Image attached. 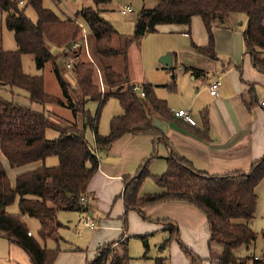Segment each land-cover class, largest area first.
Segmentation results:
<instances>
[{
    "label": "trees",
    "instance_id": "obj_1",
    "mask_svg": "<svg viewBox=\"0 0 264 264\" xmlns=\"http://www.w3.org/2000/svg\"><path fill=\"white\" fill-rule=\"evenodd\" d=\"M92 1L94 7H83L62 18L45 8L42 0H0L5 25L13 32L17 46L13 51L0 49V86L11 92L14 88L23 90L31 103L43 107L67 106L73 113V123L58 127V136L49 139L45 131L53 124L44 111H34L16 104L12 98L0 96V151L8 165L17 168L40 162L37 168L16 175L12 184L0 161V237L21 247L32 264H54L61 252L59 242L63 239L59 230L65 226L57 218L59 211L89 213L95 210V198L88 192V186L98 169V153L107 151L116 140L126 134L148 135L154 140L159 136L165 138V133L153 125L155 118L189 131L204 141L211 140L207 109L199 112V124L190 125L174 115L167 101L156 96L154 85L142 84L144 97H140L133 91L126 71L119 73L105 63L107 59L124 56L127 48L112 45L116 31L100 15V6L112 0ZM20 5L23 7L20 8ZM26 7L35 12V22L25 16ZM237 13L246 18L242 32L245 54L253 67L264 74V0H157L152 10L141 11L133 38L125 37L124 40L128 46L156 32L160 25L187 26V34H190L192 19L199 17L207 43L197 45L191 41L190 46L197 54L217 60L212 30L230 28V16ZM83 28L94 41L91 49L101 65L99 82L105 84L103 92L98 81H94L96 71L94 73L93 64L80 59L84 47ZM73 43L79 46L74 48ZM22 55L33 58L38 69L47 64L51 66L59 95L46 91L43 76L23 72ZM70 59L73 61L67 68ZM173 69V65L166 68L171 73L166 85L170 91L176 90ZM192 70L195 77L202 73ZM64 72L73 74V84L65 79ZM110 98L118 101L122 112L111 117L108 133L102 135L98 132L99 111ZM88 101L98 103L95 115L85 108ZM251 104L256 105V101L252 100ZM77 115L80 125L76 121ZM86 130L91 131L93 139L86 137ZM52 156L58 159V164L46 166L44 161ZM155 156L152 152L133 175L122 176L123 190L116 199H121L125 206L123 233L116 240L97 246L93 257L85 264H129V237H124L127 231L126 213L132 210L143 220L150 221L143 209L165 202L189 204L205 216L209 230L207 260L210 264H264V259L238 256L236 253L242 246L248 249L256 239L250 222L257 207L256 187L264 179V155L253 161L246 172L214 175L197 170L172 149L165 158L166 171L158 176L150 174L147 169ZM146 178H152L159 190L140 194ZM13 203L17 204L18 212L8 213L6 208ZM28 217L37 219L40 224L36 235H28ZM163 222L165 219L157 224ZM162 229L167 231L168 237L161 242L160 249L168 248L172 241H177L189 264L202 263L203 259L178 238V228L163 225ZM47 240L54 241L57 248L47 249L44 245ZM217 246H221V250H216ZM72 250L81 251L78 248ZM165 263V258L155 259V264Z\"/></svg>",
    "mask_w": 264,
    "mask_h": 264
},
{
    "label": "rangeland",
    "instance_id": "obj_2",
    "mask_svg": "<svg viewBox=\"0 0 264 264\" xmlns=\"http://www.w3.org/2000/svg\"><path fill=\"white\" fill-rule=\"evenodd\" d=\"M42 3L45 8L52 10L56 15L62 18L72 15L76 10L83 7H94L92 0H59V2L56 3L52 0H42ZM156 5L157 0H112L109 4L100 6V15L107 22H109L116 31L113 36L112 45L117 48H127L124 56L120 55L107 59L105 63L112 66L113 69L119 73L126 71L131 79V82L133 80V84L145 82L154 85L156 96L159 99L167 101L171 111L175 112L183 108L182 110L188 111L195 119H198V112L203 108V106L208 104V99L210 98L208 85H206V83L213 78V73L210 71V68L214 63L221 68V64L226 66L229 60H234L233 53H235L236 41L234 40V42H232V50L229 51V49L226 48V43L221 42L218 37L217 46L219 51H216L218 56L217 60H210L205 56L197 54L190 46L191 41L197 45H204L207 43V35L200 18L194 17L190 25V35L180 33L181 26L179 25H160L157 27L156 32L149 33L142 37L140 41H137L139 43L132 42L127 46L124 39L125 37H132L135 23L141 11L152 10ZM21 7H23V5H20V8ZM126 7L130 8L131 11L121 14L120 10ZM24 14L32 22L36 21V14L30 7H26L24 9ZM235 18H237V20L233 27L235 33H238L239 30L243 29V26L245 28L246 18L243 14L237 13L232 14L229 21L234 23ZM81 34L84 47L82 49L80 59L82 58L81 60L93 64L94 73L96 71L94 81H98L100 91L103 92L105 90V84L104 82H99L100 76L102 75L100 71L101 65L98 62L94 50L91 49L94 41L90 38L89 33H87L84 28ZM215 34L214 41H216ZM240 40L241 38L239 41ZM236 47H238V45H236ZM16 48L17 46L14 40L13 32L5 25V13L0 11V49L4 51H13ZM167 53L170 54L172 58V65L174 66L173 73L176 76L175 91H170L166 87L170 81L171 73L167 72V67L159 62L160 57ZM72 61L73 59H70L68 63H72ZM21 65L24 73L30 75H41L44 77L45 89L47 92L51 94H59V86L49 64H47L43 69H38L33 58L28 55H22ZM192 69L200 70L202 73H198V76L195 77L193 76ZM64 77L71 84L74 83V76L72 73L64 72ZM97 77L98 80H96ZM101 80L103 81V79ZM0 96L5 99L12 98L13 101L20 106L30 109L36 108L37 110L35 109L34 111L42 112L43 108L44 113L53 124V127H48L45 131V135L49 139H53L58 136V127L68 126L69 122L73 123V113L70 108H67V106L62 108L58 105H49L52 111H47V106L43 107L40 104L31 103L27 98V94L18 88H14L11 92L0 86ZM85 108L89 110L92 115H95L98 109V103L95 101H88ZM120 112L121 108L118 101L115 98L108 99L99 111L98 132L102 135L107 134L111 117L119 114ZM76 121L79 125L81 124L79 115H77ZM86 137L88 139L91 137L90 130H86ZM152 152H154L157 157L150 160L147 165V169L150 174L158 176L166 171V161L164 158L167 157V153L164 145L160 142L154 146L151 145V153ZM44 164L46 166H55L58 164V159L55 156L48 157L44 161ZM158 190L159 187L156 185L154 180L152 178H146L141 185L139 192L140 194H145L153 193ZM263 197L264 190H259L258 203L261 202ZM119 201V199H115L113 202L109 203V207L113 208L112 213H110L107 209L105 212L110 213L114 223L119 224L120 222L121 227H123L122 217L124 208L121 203L120 211H118ZM6 211L8 213H17V204L13 203L6 208ZM100 213H104V211ZM145 213L150 217V221L143 220L135 211L129 210L126 213V236L129 237L128 255L131 258L129 264H155L156 258H165V264H176L174 253L171 252L170 247L173 244V250L180 251L182 256H184L178 243L172 241L168 248H159L161 242L168 237V233L165 230H161V228L159 229L157 222L163 220L162 217L166 214H171V211L158 206V208H155L150 212L145 211ZM198 213L203 216L201 212ZM81 216L80 212H58V220L65 226L59 230V234L63 239L62 242H59L61 250L67 249V247L71 246L87 250V248L90 249L92 242H96V239L93 237L94 231L87 229L81 222H79ZM88 216L91 217L93 223H96V225L94 223V226L99 225V220L101 218L100 215L95 213V210L90 212V215ZM26 223L28 229L36 235L40 226L38 220L28 217L26 218ZM147 228L150 230H147ZM253 228L255 234L257 235L254 245L249 246L248 249L242 246L236 250V253L238 256L250 255L261 260L264 259V235H262V233H264V217L261 213L256 215ZM145 234L146 236L144 239L138 236H144ZM117 238L118 237L116 236L115 239ZM3 242V239L0 238V264L4 263V252H2ZM44 245L47 249L57 248V244L52 240H47ZM216 249L218 251L221 250V246H217ZM195 253L203 259L202 264H204V261L208 257L207 246L201 245L198 247V252Z\"/></svg>",
    "mask_w": 264,
    "mask_h": 264
},
{
    "label": "crops",
    "instance_id": "obj_3",
    "mask_svg": "<svg viewBox=\"0 0 264 264\" xmlns=\"http://www.w3.org/2000/svg\"><path fill=\"white\" fill-rule=\"evenodd\" d=\"M236 20L237 18H235L234 23L230 21V28L218 27L212 30L213 35L216 33V41L214 42L215 51L218 50V37L221 42L226 43V48L229 49V51L232 50L231 46L234 40L238 47L235 45V53H233L234 60H229L226 66L221 64V68L215 63L210 68V71L213 73V78L206 83V85H208V91L209 85L212 82L218 81L219 86L215 95H211L209 92L210 98L208 99V104L203 106L200 111L205 109L208 111L211 140L204 141L189 131L167 123L165 138L159 136L154 140L152 136L148 135L133 136L126 134L116 140L107 151L98 153V169L89 183L88 192L91 193L94 198H97H95L94 204L95 213L100 215L101 219L99 220L98 226H94L95 222L93 223V227L85 226L83 219L85 216L90 215L89 212L81 213L82 216L79 221L87 229L94 231L93 237L96 239V242H92L90 249L87 248V250L72 246L61 250L54 264H85L86 260L93 257L94 250L97 246L108 241L116 240V236L118 238L121 236L123 233L122 227L120 222L116 224L112 220L110 213H112L113 208L109 207V203L113 202L123 190L121 181L122 176L133 175L142 161L151 155V145L154 146L160 142L164 145L167 156L173 149L190 161L197 170L214 175H222L235 171L246 172L253 161L264 155V105H262V103H264V74L258 72L253 67L249 57L245 54L242 36L244 26L242 30L235 33L233 26ZM179 26H181L180 33L188 35L187 26ZM240 38L241 40L239 41ZM142 84L147 83H139L141 87ZM252 100L256 101V105L251 104ZM50 108L51 107L48 105L47 111L51 112L52 110ZM32 109L35 110L36 108ZM199 112L198 119L194 118L197 124H199L200 121ZM89 139H93L92 133ZM155 157H157V155ZM3 158L4 156L0 151V161L12 184L14 183L16 175L37 168L40 165V163H33L11 168L6 162V159ZM259 190H264V179L256 187L257 207L255 216L250 222L253 231L256 215L261 213L264 217V197L261 202L258 203ZM119 200L118 211H120V204L122 203L125 212L123 201L121 199ZM158 206L171 211V214H166L162 217V219H165L163 224H157V226L159 225V229L161 228V230H164L162 229L163 225H173L178 228V238L180 240L182 239L181 241H183L193 253L198 252V247L201 245L207 246L209 238L208 225L205 216L198 213L200 212L198 209L186 203L165 202L147 206L143 211L150 212L158 208ZM106 209L110 211V213H106ZM101 210L104 211V213H100L102 212ZM148 229L149 228H147V230ZM30 233L32 232L30 231ZM126 233L124 237H127ZM262 235H264V233H262ZM144 236H146V234ZM2 239L4 241L2 243L4 263L2 264H32L29 256L21 247L9 243L5 238ZM175 242L177 243V241ZM74 248H78L81 251H73L72 249ZM170 248L171 252L174 253L176 264H189L184 254V256H182L180 251L173 250V244ZM196 255L199 257L198 254ZM207 259L204 261V264H210Z\"/></svg>",
    "mask_w": 264,
    "mask_h": 264
},
{
    "label": "built area",
    "instance_id": "obj_4",
    "mask_svg": "<svg viewBox=\"0 0 264 264\" xmlns=\"http://www.w3.org/2000/svg\"><path fill=\"white\" fill-rule=\"evenodd\" d=\"M128 11H131L130 8L126 7L122 10H120V13L121 14H125L126 12ZM74 48H77L79 46L78 43H73L72 45ZM70 66V63H68L66 65V67L68 68ZM218 86H219V82L218 81H215V82H212L210 85H209V92L211 95H215L216 92H217V89H218ZM132 89L134 92H136L140 97H144V92L142 90V87L141 85L139 84H132ZM262 105H264V103H262ZM174 115L178 118H181L184 122L190 124V125H197L196 123V120L194 119V117L188 112V111H185V110H177L174 112ZM83 223L85 226H90V227H93V222L91 220V218L89 216H85L84 219H83ZM31 233L28 232V235H30ZM256 258V257H255ZM257 259V258H256Z\"/></svg>",
    "mask_w": 264,
    "mask_h": 264
},
{
    "label": "water",
    "instance_id": "obj_5",
    "mask_svg": "<svg viewBox=\"0 0 264 264\" xmlns=\"http://www.w3.org/2000/svg\"><path fill=\"white\" fill-rule=\"evenodd\" d=\"M68 47H69V44H68ZM159 62L162 65L166 66L167 68L172 67V58H171L169 53H167L164 56L160 57ZM153 125L155 127H157L158 129H160L163 133H166V131H167V124L166 123H164V122H162V121H160V120L155 118L153 120Z\"/></svg>",
    "mask_w": 264,
    "mask_h": 264
}]
</instances>
